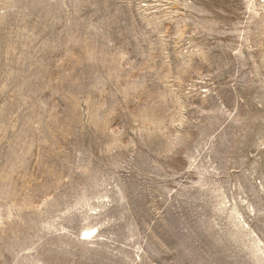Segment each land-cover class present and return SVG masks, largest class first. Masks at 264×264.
Segmentation results:
<instances>
[{"label":"rangeland","instance_id":"obj_1","mask_svg":"<svg viewBox=\"0 0 264 264\" xmlns=\"http://www.w3.org/2000/svg\"><path fill=\"white\" fill-rule=\"evenodd\" d=\"M0 264H264V0H0Z\"/></svg>","mask_w":264,"mask_h":264}]
</instances>
